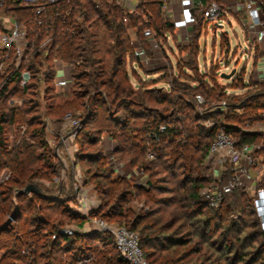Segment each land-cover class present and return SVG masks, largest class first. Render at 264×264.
I'll return each mask as SVG.
<instances>
[{
    "label": "trees",
    "instance_id": "trees-1",
    "mask_svg": "<svg viewBox=\"0 0 264 264\" xmlns=\"http://www.w3.org/2000/svg\"><path fill=\"white\" fill-rule=\"evenodd\" d=\"M74 2L80 17L78 20L70 22L73 31L65 32L58 23H55L51 43L44 46L41 51L32 53L24 60L21 69H27L30 72L31 80L21 87L18 82L20 70L13 71V67H8L5 73L1 75L2 78L9 77L0 86V169H5L7 173L6 177L0 180V226L12 214H15V218L0 228V235H5V237L3 236L0 239V248L2 250L0 264H77L79 260L89 257H92L90 264H124L114 247L110 234L106 235V240L111 243L112 249H97V247L91 246L90 242H100L103 240L101 236H105L102 234L105 233L73 236L58 233V229L64 223L78 220L76 224H81L84 220L80 213L67 205H61L62 208L58 210L49 207L52 204L59 203V198L51 197L45 193L42 195L33 194L31 197L27 194L16 193L14 195L13 193L15 190L32 184L34 179L50 181L56 174L53 159L48 155L49 144L45 139V126L39 124L40 126L31 127L36 123L33 122V117L28 116L35 105L31 104L33 101L24 99L27 93L39 86L38 80L44 85L52 84L54 73L51 59L72 63L74 68L72 75L77 80L76 82L87 79V86L103 87L109 104L115 105L117 108H123L125 125L121 129L122 137H119L121 139L118 141L120 145L118 151L122 152L125 150L124 142L129 138L133 139L130 133L134 130L137 131L139 139L136 140V143L133 140L129 141L135 147V149H128L131 154L130 161L133 164H139L141 169L149 170L150 163L146 162L145 158L151 152L156 158L154 160L155 163H152L154 166H160L163 170L176 167V169L180 170V174L187 183L189 182L187 194L184 197L181 196L179 201L189 199L193 201L192 204L202 203L205 208L210 207L207 201L200 196L199 190L206 182V179L192 176L193 173H197L200 170L215 129L202 127L201 121L213 118L216 122V116H219L217 117L219 120L222 117L223 120L227 121V123L223 122L222 124L251 125L260 119L259 111L264 108V103L261 101L264 98V81L254 83L258 85V89L255 92L236 98L233 103L225 101L227 104L226 110H228L225 113L216 112V114L210 113L207 115L199 114L193 103L186 98V95L194 92L195 87L188 90V92L191 91L190 94L182 91L186 87H180L174 83L170 86V91H175L174 95L159 89L141 88L139 89L140 91H134L122 66L132 61L138 63V58L133 56V51L138 46L140 51L146 50V44L144 43L146 38L142 34L144 27L148 26L151 28L157 37H163L164 33L170 32L169 28L172 24L162 17L161 2L159 0H142L139 3V10L148 17L147 22L143 21L141 16L128 15L112 0H75ZM126 19L128 25L135 29L134 35L138 37L137 47L134 46V42H131L132 38L125 25ZM30 28L32 32H30L29 38L34 49L39 46L46 33L40 29L36 30L33 25H30ZM199 28L198 26L197 29ZM228 41L226 35L221 37L220 47H224L226 50ZM188 49V59L185 65L189 68L197 69L198 33L195 34L193 44ZM256 56H258V53H256ZM213 64L216 65L215 63ZM138 66L140 67L139 63ZM87 69H90L91 72L88 73ZM38 74L41 77H38ZM239 78L241 79V77ZM216 87L217 85H212L211 87H206V91H203L212 96L211 104L222 101V92L219 89L216 90ZM45 88H47L46 94H48L50 100H56L59 97L62 100L58 101L59 103H54L55 109L53 111H48V114L52 116H54L53 114H59L65 108L76 106L78 100L87 96L90 97L86 90L76 93L71 92L61 96V93L53 92V86ZM101 94V92H96L93 94L92 99L101 102V96H99ZM16 97H21L23 104L21 106L8 107L7 101ZM149 103L160 105L161 109L158 107L151 108ZM101 104H103V101ZM80 105H83V103H80ZM96 108V113L89 112L87 114L83 125L89 121L91 116L98 115L97 111L101 109L100 103ZM142 109L152 112L151 115L145 113V111L139 113ZM186 109H189L190 112L185 111ZM237 109L240 110L239 113H237ZM171 117L175 118V122L173 120L168 121ZM128 121H134L132 126L128 125ZM161 124L166 125L167 129L158 134V140H150L148 138L149 133L157 132ZM225 129L235 133L243 141L251 142L255 138V136L252 138L243 136L235 127L227 126ZM10 131L14 132V134L15 132H21L22 135L17 140V143L15 140L9 143L8 135ZM81 132H83V127L78 131V136ZM112 134L116 137L115 132ZM32 140L33 142H31ZM93 140L90 138L89 143L95 144L96 141ZM36 149L39 150L38 153H36ZM259 153L264 157V145ZM95 156L94 159H103L101 152ZM35 161H42V166H31ZM176 169H174L175 172ZM96 178L99 177H91L92 180ZM100 178H102L101 181L96 182L94 185V190L97 191L99 196L105 195V197L110 199H120L122 192L117 191L118 181L109 179V174L107 173L100 176ZM106 185L107 188L104 187ZM149 186H153L152 179L147 180L146 187ZM183 188H185L184 185ZM143 190L146 189L143 188ZM231 195L235 196L240 206L242 203L244 204L243 198L246 195L240 189L226 195L218 209L219 212L215 213L213 217H205L207 220L203 223L204 229L210 226L214 220L224 221L225 215H229L234 201H231V203L228 201L229 203L226 205L225 201L227 196ZM13 198H15V202ZM99 200L98 206L100 208L97 211H93L91 213L92 216H100L103 219L116 217V222L122 220L123 215L120 214V207L118 208L116 203H112V206L106 209L108 211L101 213V210L104 209L103 204L106 206L109 201L101 203L102 199L99 198ZM194 211V216L195 214L196 216L202 215L201 210L194 209ZM252 214L254 215V212ZM190 216L193 215L190 213ZM139 224L140 216L132 220L128 226H124L137 232ZM44 226H48V228L44 229ZM248 226L246 222L238 223L230 220L229 226L226 227V234L223 237L221 235L222 244L220 248L226 251V255L223 252L221 255H216L213 259L204 258L202 262L193 264H221V261H224L223 264L226 261H236L238 264H264V258L262 259L264 256V231L259 229L255 219V222H252L250 226L252 231L242 235L243 227ZM161 232V228L145 226L141 227L137 233L139 245L148 264H150L149 259L151 264H170L179 260L176 257L175 259L165 260L162 263L160 261L157 262L154 251L150 250L156 247L158 243L167 244L166 246H183L189 242L181 237L162 235ZM229 232L235 234L236 244L227 243L229 241L227 233ZM257 236L261 237V242L256 249L257 255L245 257L246 253H240V247L238 246L240 241L245 243L254 242ZM78 241V245L74 246ZM172 253L175 254L172 257L174 258L177 251L174 250Z\"/></svg>",
    "mask_w": 264,
    "mask_h": 264
},
{
    "label": "rangeland",
    "instance_id": "rangeland-1",
    "mask_svg": "<svg viewBox=\"0 0 264 264\" xmlns=\"http://www.w3.org/2000/svg\"><path fill=\"white\" fill-rule=\"evenodd\" d=\"M179 3L178 0H175L172 4L173 14H175L174 17H169L166 13H163L164 18L169 20L172 24L169 28L170 32L167 33L168 37L153 36L152 38L144 39L146 50L140 51V47L138 46V48L133 51V56L138 58L140 67L138 63L136 62L135 64L134 61L122 66L127 73L128 82L132 89L134 91H140L139 89L141 88L159 89L164 92L168 91L170 95H174L175 91H170L172 83L180 87H186L187 89L185 88L186 90L184 89L182 91H186L189 94L191 91L188 92V90L195 87V94H200L204 101L207 100L201 107H208L211 105L210 101L212 96L203 91H206V87H211L212 85H217L216 90L219 89L222 92V101H228L229 103H233V100L236 98L255 92L258 89V85L254 83L262 82L257 79L264 76V52H259L258 56H256L257 59H259V57L262 58V63H260L259 66L255 65L252 67L250 59H239L235 74L230 78H223L216 73L215 69L217 64H213L211 57H214V59H217L219 56L222 57L223 52L225 53V49L221 47L220 50V36L214 38L212 33L207 31V33L203 32L199 37L200 52L197 61L200 66L197 65V69H193L185 65L188 59V47L193 44L196 31L193 25L194 20L192 15L186 9L188 5ZM231 22V27L224 25V31L229 38L231 49L235 46L239 48L244 47L245 43L241 28L233 22V20ZM127 30L130 37L134 40V46H136L138 37L134 35L135 29L130 26ZM222 37H224V35ZM41 50L42 48L40 51ZM204 59L207 64H210L211 61V64H205L204 66ZM51 62L53 63L52 69L54 73L52 84L44 85V83L38 80L39 86L33 91L31 90V92L27 93L24 97L25 100L33 101L31 104L35 105L33 111L29 113L28 116H31V118L33 117V122L36 123L31 127H35L39 124L45 126V131L47 132H45V136L49 139L48 155L52 157L54 166L56 167V174L53 176L52 180L42 181L41 179H34L32 183L37 185L42 193L59 198V203L52 205L48 204L51 205L49 207L58 210L62 208V206L67 205L69 208L74 209L73 205L76 204L77 201V187L79 190L81 187L93 190L95 183L101 181L102 178H100V176L105 175V173L109 174V179L118 181L117 191L122 192L121 200L110 199L105 197V195L99 196L97 191H95L93 193L95 196L91 197L95 204L94 209L92 208V212L100 208V206H98L100 198L102 199L101 203H107V201H109L106 206L103 204L104 209L101 210V213L108 211L106 209H109L112 203H116L118 208L120 207L119 212L123 215V218L121 221L117 220L118 222L115 221L116 217L103 219L100 216H96L97 218L102 219L109 225L118 227L124 225L128 226L132 220L140 216L139 229L145 226H154L159 229L161 228L162 235L181 237L189 241L183 246H166L167 244L158 243L157 246L150 251H154L157 262L160 261V263L177 257L179 260L175 263L171 262L170 264H193L202 262L204 258L213 259L216 255H221L223 252L225 254L226 251L220 248L222 244L221 239L226 234V227L229 226L230 220L238 223L246 222L247 225H249L248 227H243L242 235L252 231V227L250 226L252 222H255V217L252 214L253 209L249 193L243 189L241 191L246 195V197L244 196L243 198L244 204L242 203L240 206L235 196H227L225 205L234 201L229 215H225L224 221H220L219 219L214 220L211 222L210 226L204 229L203 223L207 220L205 217H213L215 213L219 212V208L215 209L210 206V208H205L202 203L194 205L192 204L193 201L189 199L179 201L181 196L184 197V195L187 194L189 182L187 183L185 178L180 174V170L176 169V167L163 170L160 166H154L152 163H155V156L151 158L148 154L146 155L145 160L150 163L149 170L141 169L139 164H133L130 161L131 154L128 149H135L129 141L133 140V142L136 143V140L139 139L137 131L134 130L130 133L133 139L129 138L124 142L126 147L125 150L122 152L118 151L120 147L118 141L121 139H119V137H122L121 129L125 125L123 120V108H117L115 105L109 104L108 97L106 98V92L103 87L100 86L96 88L87 86V79L76 82L77 80H75L72 75L74 68H64L61 66V64L65 62L59 59H51ZM244 63L246 64L245 68L243 67ZM233 67L234 61L230 63L227 70L220 64L221 72L224 73H230L229 71ZM86 71L88 73L91 72L90 69ZM38 77L41 76L38 74ZM239 77H241V79ZM57 81L58 83H56ZM60 81H66V83L60 85ZM47 86H53V92L61 93V96H65L67 93L69 94L71 92L76 93L86 90L90 97L87 96L86 98L78 100L76 106L65 108L59 114H53L54 116H52L48 114V111H53L55 109L54 103H59L62 100L61 97L56 98V100H50L48 94H46L47 88L45 87ZM96 92L102 93L99 95L101 96V102L92 99L93 94ZM194 92H191L190 95H186V98H188L191 103L195 95H192ZM69 98H71V96H69ZM22 101L23 99L21 97H16L15 100H8L6 104L8 107H16L19 105L21 106L23 104ZM102 101L103 104H101ZM261 101L264 103V98H262ZM80 103H83V105H80ZM99 103L101 109L97 111L98 115L91 116L89 121L83 125L82 120L85 119L89 112L96 113V106ZM149 107H158L161 109L160 105L152 103H149ZM198 107L199 106H197V108ZM148 110H150V108H148ZM143 111L149 115L152 113L143 109L140 110L139 113ZM185 111L190 112L189 109ZM226 111L228 110H225V112ZM214 113L216 114V112ZM67 114L79 120V129L83 127V132H81L79 136L78 131L75 135L69 137L65 130H62ZM217 117L219 116H216L217 123H227L222 117H220L221 120ZM170 120L175 122V118L171 117L168 121ZM128 123L129 126H132L134 121H128ZM12 131H10L8 135V141L10 143L12 140H15L17 143V140L22 134L21 132H15L14 134ZM111 132H115L116 137H114ZM90 138L94 139L93 141H96V143H89ZM31 142H33V140ZM35 151L38 153L39 150L36 149ZM100 152L102 153L103 159H94V157H96L95 155ZM262 159L264 160V157H262ZM31 166L41 167L42 161H35ZM174 169H176V172ZM219 171L220 168L214 167L212 164H207L206 166L201 165L199 172L193 173L192 177H204V179H206L204 185L206 186L208 181L219 177ZM257 173L258 172H252L254 177ZM6 175V170L0 169V180L5 178ZM93 176H98L99 178L92 180L91 177ZM148 179H152L153 186L146 187ZM219 180L220 183H223L226 177L223 176V178ZM255 180L257 181L258 177H255ZM101 183L103 184V182ZM263 184L264 180L258 182V186ZM183 185L185 188H183ZM104 187L107 188V185ZM141 187L146 190H143V188L141 189ZM17 191L18 190H15L13 192L14 195ZM33 194L34 193H29L27 195L31 197ZM13 199L15 202V198ZM43 205L45 207L44 203ZM194 209L201 210L202 215L196 216L195 214L194 216ZM190 213L193 216H190ZM44 214L47 216L46 213ZM86 220L87 219L84 217L81 224H76L78 220L64 223L58 231L66 225L81 226ZM47 228L48 226H44V229ZM139 229H137V233ZM227 234L229 235V241L227 243L231 245L236 244L235 241H237V239H235V234H232V232ZM102 235H105L101 236L103 240L100 242L98 241V243L90 242L91 246L97 247V249H112L111 243L106 240V235H108V233ZM3 236L5 237L4 234H1L0 239H2ZM260 242L261 237L258 236L255 238L254 242L245 243L240 241L238 245L240 247V253H246L245 257L249 255L256 256L258 253L256 249ZM78 243L79 241L74 246L78 245ZM174 250L177 251V253L176 256L172 258L175 255L172 253ZM0 254H2L1 248ZM263 258L264 256L262 259ZM149 262L151 264L150 259ZM123 263L127 264L125 261ZM223 263L224 261H221V264ZM225 264L238 263H236V261H226Z\"/></svg>",
    "mask_w": 264,
    "mask_h": 264
},
{
    "label": "built area",
    "instance_id": "built-area-1",
    "mask_svg": "<svg viewBox=\"0 0 264 264\" xmlns=\"http://www.w3.org/2000/svg\"><path fill=\"white\" fill-rule=\"evenodd\" d=\"M74 1L0 0V86L9 77H1L8 67H13V71L20 70L18 82L21 87L31 80L30 72L27 69H21L24 60L32 53L51 43L55 23H58L65 32L73 31L70 22L78 20L80 17ZM112 1L128 15L141 16L143 21H148V17L139 10V3L142 0ZM159 1L162 2V12H165L169 17H174L172 4L175 0ZM178 1L179 4L188 5L186 9L192 15L195 30L198 26L200 27L198 38L203 32L207 33V31L212 33L214 38L216 36L222 37L223 34L227 36L224 25L231 27L232 20L241 28L245 43L244 47L235 46L231 49L230 41H228V47L224 50L225 53L223 52L222 57L218 55L217 59H214V57L211 59L213 63L217 64L216 73L219 76L224 73L221 72L220 64L227 70L230 63L234 61L232 69L236 70L239 59H250L252 64L255 61L257 65L262 63V58L257 59L256 53L264 52V0ZM30 25H33L36 30L40 29L46 33L42 42L34 49L29 38V34L32 32ZM125 25L127 28L130 27L127 19ZM142 34L145 38L155 36V33L148 26L144 27ZM131 42L133 43L134 40L132 39ZM245 65L244 63L243 67ZM61 66L73 68L72 63H62ZM65 83L66 81L59 82L60 85ZM192 103L201 115L225 112L227 108L224 101L213 103L208 107H201L205 101L200 94L194 95ZM197 106L199 107L197 108ZM237 112H240V110L237 109ZM259 114L260 119L251 125L219 124L210 118L201 122L202 127L215 129L202 165L212 164L214 167L220 168V175L217 179L214 178L208 181L206 186L203 185L199 190V194L211 208L216 209L220 207L226 195L239 189L248 191L257 225L261 231H264V184L258 186V182L264 180V162L259 153L264 145V108L259 111ZM227 126L237 128L240 134L245 137L252 138L255 136V138L251 142L240 140V137L235 133L225 129ZM79 127V120L67 114L62 130H65L66 134L71 137L75 135ZM166 129V125L161 124L157 132L149 133L148 138L158 140V134ZM148 156L152 158L154 154L149 152ZM252 172H258L255 176L258 177L257 181ZM223 176L226 177V180L220 183L219 179ZM76 193L77 201L73 205L74 210L87 220L81 226L66 225L58 233L68 236L108 233L112 236L114 247L123 261L127 264H148L139 245L137 232L125 226L115 227L109 225L102 219L92 216L90 213L95 204L91 197L95 196L93 194L94 190L82 187L79 190L77 187ZM91 260L92 257H89L79 260L77 264H90Z\"/></svg>",
    "mask_w": 264,
    "mask_h": 264
},
{
    "label": "water",
    "instance_id": "water-1",
    "mask_svg": "<svg viewBox=\"0 0 264 264\" xmlns=\"http://www.w3.org/2000/svg\"><path fill=\"white\" fill-rule=\"evenodd\" d=\"M235 73V69H232L230 71V73H222L220 76L223 78H230L233 74ZM85 120H82V123H84ZM80 129H78L77 131H79ZM29 193H34V194H38V195H42L43 193L41 192V190L39 189V187H37V185L35 184H28L26 185L23 189H19L17 191V194H29ZM15 218V214H12L11 217H9L1 226L0 228H2L4 225L8 224L9 222H11L13 219Z\"/></svg>",
    "mask_w": 264,
    "mask_h": 264
},
{
    "label": "crops",
    "instance_id": "crops-1",
    "mask_svg": "<svg viewBox=\"0 0 264 264\" xmlns=\"http://www.w3.org/2000/svg\"><path fill=\"white\" fill-rule=\"evenodd\" d=\"M161 4H162V2H161ZM161 11H162V10H161ZM163 13H165V12H162V17L164 18ZM164 20L169 21V20H167V19H165V18H164ZM195 31H196V33H199L200 30L196 28ZM168 33H169V32H168ZM167 35H168L167 33H164V36H167ZM223 35H224V34H223ZM220 38H221V37H220ZM220 46H221V45H220ZM220 50H221V47H220ZM199 52H200V50H199V38H198V54H199ZM197 57H198V55H197ZM211 59H212V57H211ZM196 61H197V58H196ZM203 63H204V64H203L204 66H205V64H206V65L209 64V63H208V64L206 63V60H205V59H204V62H203ZM197 65L200 66V65L198 64V61H197ZM209 65H210V64H209ZM255 65H257V64H256L255 61H254L253 64H252V67L255 66ZM257 66H259V65H257ZM244 68H245V67H244ZM232 76H233V75H232ZM232 76H231V77H232ZM257 80H259V81H264V76L259 77V79H257ZM46 133H47V132H46ZM45 139H46L47 142H49V139H48L46 136H45ZM263 175H264V174H263ZM93 190H94V189H93ZM94 192H95V190H94Z\"/></svg>",
    "mask_w": 264,
    "mask_h": 264
}]
</instances>
